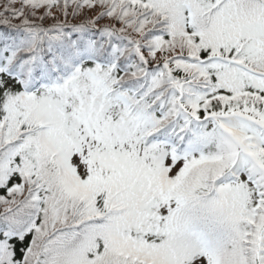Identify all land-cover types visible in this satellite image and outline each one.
<instances>
[{
	"label": "trees",
	"instance_id": "16d2710c",
	"mask_svg": "<svg viewBox=\"0 0 264 264\" xmlns=\"http://www.w3.org/2000/svg\"><path fill=\"white\" fill-rule=\"evenodd\" d=\"M219 1L187 0L177 19L173 5L166 9L158 0H0V264H148L129 252L111 258L107 223L116 224L119 213L110 208L112 220L99 226L102 219L66 197L44 165L39 129L21 123L28 103L55 110L78 99L94 115L115 107L119 125L164 144L178 163L210 164L209 182L178 199L171 215L156 218L142 201L145 217L118 222L119 237L161 248L177 236L188 264L200 255L220 264L217 246L254 238L264 178L250 166L241 168L240 180L251 182L254 198L228 223L230 213L212 200L211 188L237 171L226 168L219 133L194 124L243 106L264 115L263 92L246 84L237 91L226 80L235 74L253 81L246 67L264 71V60L242 61L237 50L223 47L200 49L203 10L216 11ZM235 2L245 17L263 6L259 0ZM234 58L243 63L227 61ZM261 147L264 153V141ZM143 185H135L137 191L147 192ZM107 202L99 195L93 214L106 213ZM182 214L189 224L174 225Z\"/></svg>",
	"mask_w": 264,
	"mask_h": 264
},
{
	"label": "rangeland",
	"instance_id": "374dc122",
	"mask_svg": "<svg viewBox=\"0 0 264 264\" xmlns=\"http://www.w3.org/2000/svg\"><path fill=\"white\" fill-rule=\"evenodd\" d=\"M158 1L166 9L173 5L175 17L179 19V8L187 0ZM235 1L220 0L221 9L213 12L203 10L205 17L201 18L203 24L200 49L213 46L240 52L245 46L243 41L264 37V20L251 25L238 22L239 19H247L246 17H258L250 14L245 17ZM244 51L248 57L260 60V63L264 60V47L259 46L256 40L250 42ZM243 59L244 56L241 60ZM254 71L256 72L253 81L249 82V88L264 92V71ZM226 80L237 91L242 89L243 82L240 80L243 78L239 79L231 74ZM21 116L25 118L21 123L39 129L37 136L44 153V165L51 168L53 176L56 175V182L63 193L70 200L82 202L86 213L91 212L93 216L102 219L99 226L112 220H107L110 208L114 213H121L124 204L132 206V210L126 215L120 214L118 222L127 223L136 219L140 222L145 217L142 212L147 211L143 206L140 207L142 201L156 218L165 219L175 211L178 199L205 186L211 179L210 164L207 162L192 167H188L185 162L178 163L167 155V146L148 144L147 140L142 139L148 136L119 125L115 107L94 115L89 109L85 110L78 99H69L62 104L61 109L55 110L28 103ZM195 119L201 120L220 134L227 158L226 168L250 164L264 178V153L258 148V144L264 140V115L255 107L223 109ZM9 156L10 153L6 158ZM228 178L229 184H225L226 180L222 179L218 185L212 184L211 189L214 190L212 200L216 201L218 207L229 211L230 216L226 217L229 223L239 218L251 204L254 194L250 181L239 180L232 173L226 176ZM140 183L148 187L147 192L144 191L146 188L137 191L135 185ZM144 193L151 194V198L144 200ZM99 195H106L109 201L110 207L106 203L107 214H93ZM219 196L222 198L219 199ZM184 217V214L179 215L174 225L189 224ZM254 219L258 221V225L251 241L240 245L227 242L216 247L222 260L220 264H251L252 260V264H264V207L261 211L258 210ZM118 222L107 223L112 235L111 258L128 257L129 252L134 257L142 256L141 259L148 264L151 261L157 264H188L183 261L179 237L174 236L168 245L161 248L145 244L136 246L119 237L118 230L121 227L118 228ZM190 263L210 264V261L200 255L194 256Z\"/></svg>",
	"mask_w": 264,
	"mask_h": 264
}]
</instances>
